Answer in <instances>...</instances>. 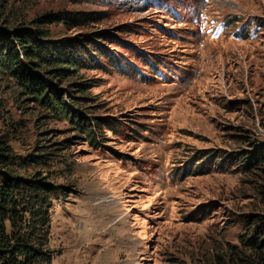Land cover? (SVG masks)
I'll return each instance as SVG.
<instances>
[{
  "label": "rangeland",
  "instance_id": "obj_1",
  "mask_svg": "<svg viewBox=\"0 0 264 264\" xmlns=\"http://www.w3.org/2000/svg\"><path fill=\"white\" fill-rule=\"evenodd\" d=\"M23 8L27 19L68 17L48 29L94 85V106L78 109L91 142L0 74V137L18 157L47 153L21 176L41 173L57 188L51 264H213L264 235V181L240 166L247 153L264 154V0ZM203 18L215 39L200 32Z\"/></svg>",
  "mask_w": 264,
  "mask_h": 264
},
{
  "label": "trees",
  "instance_id": "obj_2",
  "mask_svg": "<svg viewBox=\"0 0 264 264\" xmlns=\"http://www.w3.org/2000/svg\"><path fill=\"white\" fill-rule=\"evenodd\" d=\"M28 1L31 0H0V74L14 82L34 106L66 119L76 132L94 142L92 126L82 122L78 110L89 111L94 106L89 104V91L94 85L83 79L81 63L62 52L60 42L53 41L48 29L65 24L68 17L56 12L27 19L23 6ZM115 67L119 65L113 61L110 68ZM101 120L93 123L98 125ZM247 154L240 166L249 176L264 181V154ZM46 156L47 153L32 151L18 157L8 140L0 137V264H51L50 194L57 188L41 173L21 176V172L30 170L29 166L46 164ZM262 190L260 194L264 196ZM242 246L241 250L232 247L223 256L215 255L213 264H264V235H254Z\"/></svg>",
  "mask_w": 264,
  "mask_h": 264
}]
</instances>
